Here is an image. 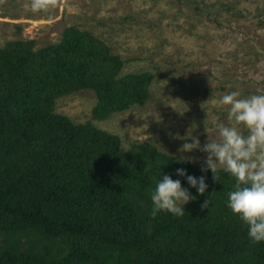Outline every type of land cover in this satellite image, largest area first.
Listing matches in <instances>:
<instances>
[{
    "label": "trees",
    "instance_id": "obj_1",
    "mask_svg": "<svg viewBox=\"0 0 264 264\" xmlns=\"http://www.w3.org/2000/svg\"><path fill=\"white\" fill-rule=\"evenodd\" d=\"M124 67L78 27L58 44L0 48V264H264V244L226 206L230 175L220 170L217 182L153 145L123 150L119 136L56 113L60 98L82 90L97 96L95 120L144 105L154 75ZM177 169L204 176L207 193ZM163 173L197 196L183 217L149 215Z\"/></svg>",
    "mask_w": 264,
    "mask_h": 264
},
{
    "label": "rangeland",
    "instance_id": "obj_2",
    "mask_svg": "<svg viewBox=\"0 0 264 264\" xmlns=\"http://www.w3.org/2000/svg\"><path fill=\"white\" fill-rule=\"evenodd\" d=\"M0 0V48L9 41L58 44L69 27L93 33L125 61L123 75L150 72L144 105L95 120L97 96L82 90L57 101L56 113L117 135L123 150L153 145L181 161L206 166L207 154L181 153L185 139L201 146L227 109L228 92L264 93V0ZM191 142V140H188Z\"/></svg>",
    "mask_w": 264,
    "mask_h": 264
},
{
    "label": "clouds",
    "instance_id": "obj_3",
    "mask_svg": "<svg viewBox=\"0 0 264 264\" xmlns=\"http://www.w3.org/2000/svg\"><path fill=\"white\" fill-rule=\"evenodd\" d=\"M49 0H31L33 13L47 9ZM216 103L227 109V123H218L214 134H208L207 142L201 146L197 138L185 139L179 151L207 154L202 172L210 170L218 182L222 170L234 179L232 190L227 193L226 206L247 226V237L255 244H264V93L242 96L240 91L223 94ZM191 140V142H188ZM183 162V161H182ZM176 175L184 177L187 184L200 196L207 193L205 177L190 176L184 169ZM197 199L180 179L162 174L150 192L149 215L157 219L161 214L174 218L186 214V206ZM206 200L202 209L210 208Z\"/></svg>",
    "mask_w": 264,
    "mask_h": 264
}]
</instances>
